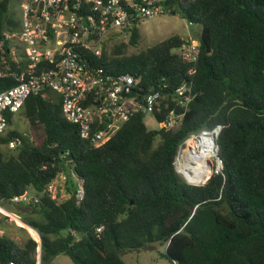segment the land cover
I'll list each match as a JSON object with an SVG mask.
<instances>
[{
  "label": "trees",
  "instance_id": "trees-1",
  "mask_svg": "<svg viewBox=\"0 0 264 264\" xmlns=\"http://www.w3.org/2000/svg\"><path fill=\"white\" fill-rule=\"evenodd\" d=\"M9 2L0 0V65L5 60L15 69L4 29ZM166 4L202 26L195 63L177 51L185 40L178 35L129 51L139 43L134 29L128 41L107 45L98 64L167 93L161 122L175 104L171 93L192 82L195 95L179 127L148 129L145 115L136 113L95 146L64 117L61 97L43 90L22 108L41 142L17 131L0 135V204L33 192L29 212L42 218L23 221L40 234L41 264L60 254L74 264H125L126 251L155 243L166 246L171 264H264V0ZM16 83L0 78V90ZM217 126L222 170L191 185L175 168L179 147L192 133ZM15 139L21 144L11 151ZM61 172L70 196L59 201L49 186ZM74 177L84 188L76 201ZM38 246L33 238L20 245L0 235V264H37Z\"/></svg>",
  "mask_w": 264,
  "mask_h": 264
},
{
  "label": "built area",
  "instance_id": "built-area-1",
  "mask_svg": "<svg viewBox=\"0 0 264 264\" xmlns=\"http://www.w3.org/2000/svg\"><path fill=\"white\" fill-rule=\"evenodd\" d=\"M169 10L166 0H23L19 33L22 51L11 46L8 50L15 69L8 68L5 60L0 65V78L11 77L17 82L0 90V135L8 128L9 115L22 110L31 95L43 90H51L61 97L64 117L76 124L80 135L95 146L109 141L136 113L154 117L159 127H179L195 95L192 82L182 83L171 93L175 104L163 114L161 122L157 115L168 107L167 93L151 85L144 88L132 74L111 73L98 64L111 41H128L132 31L139 30L144 20ZM199 47V39L189 36L177 51L186 61L195 63ZM190 71L194 72V67ZM221 128L192 133L180 145L174 164L187 183L203 185L213 171L222 170L216 143ZM208 138L214 145V155L209 159L200 158L202 166H212L211 173L205 182L192 181L185 171L189 163L183 159L184 149L188 150L191 144L200 152ZM20 144L21 141L15 139L9 142V148L15 149ZM185 158L190 161L186 154ZM59 175L60 179L50 184V192L58 183L66 185L67 175L63 172ZM76 179L80 182L76 199L81 200L84 188L82 180ZM31 201L28 195L11 199L12 203ZM39 247L41 250L40 244ZM37 264H41V258H37Z\"/></svg>",
  "mask_w": 264,
  "mask_h": 264
},
{
  "label": "rangeland",
  "instance_id": "rangeland-1",
  "mask_svg": "<svg viewBox=\"0 0 264 264\" xmlns=\"http://www.w3.org/2000/svg\"><path fill=\"white\" fill-rule=\"evenodd\" d=\"M22 3L23 0H10L4 21V29L8 35L11 47L18 50V52L22 51V43L19 40V33L22 27ZM201 30V25L189 23L179 13H164L142 22L139 28V43L136 46H132L129 51L144 49L174 35L183 38L189 36L197 38ZM117 41L116 39L111 41L108 48ZM144 121L148 129H157L159 127L157 120L152 116H146ZM8 131H17L22 137H28L30 141L36 144L41 142L39 133L32 129V126L22 110L11 115V124L7 128L6 133ZM189 146L190 145H188V147ZM10 150L15 151V149L11 148ZM180 176L183 178L181 174ZM57 178L60 179V175H58ZM79 183L80 182L75 178L76 191L80 188ZM60 185L61 188H58ZM65 186L62 187V184H58V186L56 185V187H53L51 191L53 197L59 201L68 198L70 193ZM29 196L31 198L32 196H35L31 190L29 191ZM23 203L26 202L0 204L1 209L10 213L7 214L0 210V235H7L20 245H24L28 238H33L41 244L39 232L31 226L23 223V220L31 218L40 220L42 216L40 214L35 216H33V213L30 214L28 204L26 203L27 205H24ZM23 213L28 216L23 215ZM165 252V245L155 243L149 245L146 249L126 251L122 258L125 264H171L170 260L165 256ZM36 257L38 259L41 258V250L39 246L37 248ZM49 264H74V262L67 255L60 254L52 259Z\"/></svg>",
  "mask_w": 264,
  "mask_h": 264
},
{
  "label": "bare ground",
  "instance_id": "bare-ground-1",
  "mask_svg": "<svg viewBox=\"0 0 264 264\" xmlns=\"http://www.w3.org/2000/svg\"><path fill=\"white\" fill-rule=\"evenodd\" d=\"M186 156L190 158V161H195L191 162L192 164L187 165V169H185L187 175L192 179V181H206L208 176L211 173V165L208 166H202V158L200 157H205L204 159H209L214 155V145L211 143L210 138H208V142L205 143L204 148L198 152L193 146H189V149L186 150ZM201 162L199 165H196V163ZM194 163V164H193Z\"/></svg>",
  "mask_w": 264,
  "mask_h": 264
},
{
  "label": "water",
  "instance_id": "water-1",
  "mask_svg": "<svg viewBox=\"0 0 264 264\" xmlns=\"http://www.w3.org/2000/svg\"><path fill=\"white\" fill-rule=\"evenodd\" d=\"M186 149H184V153H185ZM183 153V159L185 162H188L189 164H192L190 161H187L186 158H185V154ZM62 171V169L60 170ZM73 197H74V201H76V192L73 193Z\"/></svg>",
  "mask_w": 264,
  "mask_h": 264
},
{
  "label": "crops",
  "instance_id": "crops-1",
  "mask_svg": "<svg viewBox=\"0 0 264 264\" xmlns=\"http://www.w3.org/2000/svg\"><path fill=\"white\" fill-rule=\"evenodd\" d=\"M59 184V183H58ZM58 184H57V186H58ZM62 187H63V185H62ZM66 187V186H65ZM58 188H61V185L58 187ZM13 204H16V203H13ZM24 205H27L26 203H23ZM23 215H27V214H25V213H23ZM28 216V215H27ZM23 223H25V222H23ZM26 224V223H25ZM26 225H28V224H26Z\"/></svg>",
  "mask_w": 264,
  "mask_h": 264
}]
</instances>
